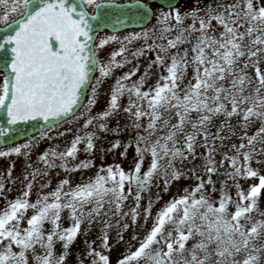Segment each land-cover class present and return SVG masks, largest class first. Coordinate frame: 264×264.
Returning <instances> with one entry per match:
<instances>
[{"label": "snow or ice", "instance_id": "6c2138e0", "mask_svg": "<svg viewBox=\"0 0 264 264\" xmlns=\"http://www.w3.org/2000/svg\"><path fill=\"white\" fill-rule=\"evenodd\" d=\"M145 7L143 0H133L127 10L135 9L143 18ZM160 7L157 26L151 32L123 39L108 35L96 43L92 21L98 16H90L89 9L108 17L114 9L122 8L121 4L106 0H0V26L5 28L0 32V110L7 116V125L43 121L47 129L40 139L51 140L48 133L60 123L71 122L79 109L83 111L76 119L84 120L67 147L60 150L54 146L41 153L38 163L42 168L26 165L30 171L24 176L27 183L22 192L0 206V264H66L81 225L97 220L105 225L101 250H96L95 241H85L86 258L89 264H111L105 253L111 251L108 229L113 227L112 218L129 217L135 225L141 215L145 222L152 220L151 228L142 238L132 237L135 250L130 245L117 264H264V212L259 210L264 175L252 167L253 161L264 163L257 159L264 156V0H215L204 6L193 0L192 8L185 12L172 0H164ZM134 41L143 44L132 50L129 45ZM114 42L118 50L100 60L98 51ZM149 52L155 59L149 61L144 74L132 79L139 71L137 64L115 77L107 107L93 115L98 86L113 78L117 69ZM153 66L158 79L146 87ZM125 97L127 103L121 104ZM121 112L135 133L121 152L124 157L129 148L135 149L130 170L119 164L101 165L94 177L75 186L65 178L45 193L44 188L50 185L42 184L32 200L34 182L47 177L50 170L70 173L94 167L91 159L72 166L70 162L77 159L80 145L89 157L95 151L99 136L87 131L89 128L119 134V127L110 130L107 122ZM221 117L213 132L214 122ZM234 117L239 118L241 142L232 144L229 151L233 154L224 153L218 162L220 168L227 164L230 170L225 173L219 198L213 200L211 193L216 189L211 176L219 171L216 142L223 143L235 134L230 125ZM254 125L258 127L249 135L248 129ZM10 133L11 128L0 127V138ZM36 142L33 138L0 150V158L27 157ZM121 146L115 141L108 151ZM201 147L208 179L191 169L194 187L172 196L154 216L152 208L161 196L156 201L149 199L141 212L144 194L153 187L162 185L167 192L181 178H190L182 166L189 158H199L197 149ZM14 167L10 165L8 182H12ZM240 180L258 183L244 190ZM232 186L237 189L235 197L228 191ZM5 189L0 178V199ZM130 198L133 206L125 211ZM65 218L69 221L66 228ZM129 226L124 224L123 229ZM117 234L123 241V232Z\"/></svg>", "mask_w": 264, "mask_h": 264}, {"label": "rangeland", "instance_id": "374dc122", "mask_svg": "<svg viewBox=\"0 0 264 264\" xmlns=\"http://www.w3.org/2000/svg\"><path fill=\"white\" fill-rule=\"evenodd\" d=\"M195 2L201 6L204 5H211L214 4L215 0H195ZM154 14L151 20L144 26L141 27H134V28H126L120 31H109V30H102L98 33L95 42L98 43L100 39L106 38L108 35H116L120 39H123L126 36H129L133 33H142L144 31L151 32L154 27L157 26V19L156 15H158L159 11L161 10V5L157 3H151ZM177 8L180 9L181 12L188 11L193 6V0H179L178 3L175 5ZM91 10V9H89ZM167 11L168 9H163ZM190 22V21H189ZM151 43V41H149ZM143 44V41H134L133 44L129 45V48L132 50H135ZM95 47V45H94ZM119 45L117 43H112L109 46H106L104 49H101L98 51V58L102 61L106 60L110 53L112 51L118 50ZM121 59L120 57H117V60ZM129 59H132L129 55ZM155 59V56L153 53L149 52L145 56H141L138 59H132L131 64L125 65V67L117 69L114 73L113 78L107 79L104 81V83L100 84L98 86V91L96 94V104L95 107L92 109V114L100 113L102 112L106 107L109 99V93L111 86L114 83L115 77L123 75L125 72L130 71L132 68L136 67L137 64H139V71L137 72L136 76L132 77L133 80L139 79L141 75L144 74L145 70L148 67L149 61ZM262 68H264V64L261 65ZM163 71L162 69L160 70ZM251 71V70H250ZM190 74V73H189ZM158 79V71L155 66L151 69L150 72V78L146 81V87L152 86L155 84L156 80ZM93 83H95V79H93ZM127 83V82H126ZM89 93H91V87L87 89ZM127 98H123L121 100V104H126ZM83 111V109H79L76 112V115L73 117H70L71 122H65L60 123L56 127H54L48 135L53 137L51 140L47 139H40V133L42 131H45L47 128L40 130L36 133H33L21 140L15 141L8 145L0 146V150H9L12 147H16L19 145H22L24 143H28L29 141L33 140V138H36L37 142L33 145V147L30 149V155L25 156H10L6 158H0V178L3 179V182L6 185L4 198L0 199V206H3L6 201H11L15 198H17L20 193L22 192L24 185L27 183L24 180L25 174L30 171L27 169L26 165L28 163H31L34 168H42L43 166L38 163V157L43 153L46 149H49L54 146H59L60 150H63L65 147H67L71 140L73 139V136L77 133L78 130L82 128V125L84 123L83 119H76L80 115V112ZM223 118H218L214 122V126L212 128V131L215 132L217 128L220 126L221 120ZM108 128L114 129L119 127L120 132L119 134H114L112 131L108 132H99L96 129L89 128L87 131H95L96 135L99 136L98 140H95V151L92 153L91 157L88 156L87 153L83 151V145H80L81 151L78 153L77 159L75 161L70 162V166L74 164H78L80 161L91 159L94 162V167H90L85 170L81 171H75L70 173H65L61 169L57 168L54 170H50L47 177H41L38 178L36 182H34V187L32 189V200H35L37 195L40 193V186L42 184H49V187L44 188V192H51L53 189L56 188L57 184L65 179L68 178L73 186L76 184H80L90 177H94L97 169L103 165H112V164H119L125 171L130 170L134 166L135 162V149L129 148L127 151L126 156L122 157L121 152L124 151L123 145L129 144L133 141V138L135 136V133L131 130L129 120L127 118V115L123 112L119 113L118 115H115L108 120ZM231 130L235 134L231 135L230 139H225L223 143L220 141H217V153L215 155V160L217 161V167L219 169L218 173L211 176V179L213 181L214 187L216 189L215 192H212V199L216 200L219 198L221 192V186L222 183L227 179L225 173L228 169L227 164H225V167L220 168L219 167V161L223 158L224 153H228L229 155H232L233 153L229 151L231 149L232 144H239L241 141L238 139V136L240 134V124H239V118L234 117L230 121ZM256 127L258 125L250 126L248 129L249 135L252 134V132L255 131ZM70 130V131H69ZM66 132L67 134L64 136H60L59 133ZM82 134V133H81ZM115 141H119L121 143V147L116 149L115 151H108V149L112 146V144ZM205 153L204 148H198L197 149V156L199 158L192 160L189 158L187 162L182 166L183 170L187 173L188 179L181 178L180 181L173 183L170 185V188L167 192L163 190V187H153L149 193L144 194V198L141 201V212L143 211V208L147 206V202L149 199L156 201L158 196L163 197L162 200H159L156 202L152 208V214L155 215L156 211L159 210V208L167 202L172 196L177 195L179 192H181L184 188H191L194 187L196 184V180L194 177H192L191 169H196L197 174L200 175L203 179L207 180L208 176L205 174L203 170V164H204V156L202 155ZM258 160L264 161V156L257 157ZM14 164V170L11 172V178L12 182H8V170L10 168V165ZM145 169L147 168V162L145 163ZM177 167H181L179 164ZM252 167L256 169L261 175H264V163H256L253 161ZM232 181H228V184L231 186ZM240 185L244 190H247L248 187L251 184L258 183L257 180H240ZM208 191L211 192L212 185L207 186ZM10 189V190H9ZM229 194L233 197L236 196L237 189L232 186L228 189ZM130 206H133V201L131 198L126 202L124 210L127 211ZM259 210L264 212V194L261 195L259 200ZM30 214V213H29ZM66 215V214H65ZM259 218V217H258ZM107 219V218H105ZM119 220V226H116V222ZM111 223L113 224V227L108 229V241L109 245L111 246V251L106 252L105 254L109 255L111 264H117V261L126 254V250L129 248V246H133L132 250H135L136 241L132 239V237L138 236L142 238L147 231L151 228L152 220L149 219L147 222L144 221L143 215L137 220V223L135 225L131 224V219L129 217H125L123 219H120L119 217H113L111 220ZM124 224H129V228L125 231L123 229ZM63 226L66 228L69 226V221L65 218L63 220ZM46 227H49L46 225ZM105 229V225L103 220H97L96 222L89 225L88 223H84L81 225V234L77 237L74 244L70 248L69 255L66 260V264H79V261L81 259L84 260V264H89V258H86L87 254V245L85 241L92 242L95 241L94 247L97 251L101 250V237L103 235V231ZM118 231L123 232V241L119 240L118 237ZM57 254L60 252V246L58 245L56 248Z\"/></svg>", "mask_w": 264, "mask_h": 264}, {"label": "water", "instance_id": "95a60500", "mask_svg": "<svg viewBox=\"0 0 264 264\" xmlns=\"http://www.w3.org/2000/svg\"><path fill=\"white\" fill-rule=\"evenodd\" d=\"M156 1L160 4H164V0H147L143 2L146 4L144 12L147 13L143 18L139 12L133 9L131 12L127 10L129 3L133 0H106V3H118L122 5V8L114 9L113 12L108 16L104 17L102 13L89 12V15H97L98 19L92 21L94 29V40L99 31L107 29L109 31H119L129 27H140L147 24L153 15V10L148 2ZM178 0H172L175 4ZM5 31L3 26H0V32ZM91 43V42H90ZM10 55V54H9ZM7 116L3 110H0V127L11 128V133L7 138H0V146L11 144L15 141L21 140L37 131L47 128V125L40 120L28 121L15 126L7 125ZM55 123V122H50Z\"/></svg>", "mask_w": 264, "mask_h": 264}, {"label": "flooded vegetation", "instance_id": "af4514ba", "mask_svg": "<svg viewBox=\"0 0 264 264\" xmlns=\"http://www.w3.org/2000/svg\"><path fill=\"white\" fill-rule=\"evenodd\" d=\"M153 3H156V2H153ZM158 4V3H157ZM161 5V4H160Z\"/></svg>", "mask_w": 264, "mask_h": 264}]
</instances>
